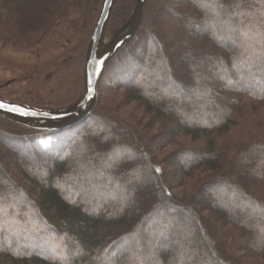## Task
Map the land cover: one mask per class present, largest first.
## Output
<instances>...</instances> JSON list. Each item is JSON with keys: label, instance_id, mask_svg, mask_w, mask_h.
Returning <instances> with one entry per match:
<instances>
[{"label": "trees", "instance_id": "trees-1", "mask_svg": "<svg viewBox=\"0 0 264 264\" xmlns=\"http://www.w3.org/2000/svg\"><path fill=\"white\" fill-rule=\"evenodd\" d=\"M100 1L70 0L78 18L65 16L69 2L48 34L86 28ZM133 1H117L108 31ZM198 4L149 0L105 71L124 102L143 107V123L96 110L69 129L39 131L0 117V264L264 257V0ZM16 16L0 5L3 47L18 44ZM58 84L70 89L65 76ZM43 94L73 98L51 86ZM165 146L174 148L158 158Z\"/></svg>", "mask_w": 264, "mask_h": 264}, {"label": "rangeland", "instance_id": "rangeland-1", "mask_svg": "<svg viewBox=\"0 0 264 264\" xmlns=\"http://www.w3.org/2000/svg\"><path fill=\"white\" fill-rule=\"evenodd\" d=\"M69 2L70 0H0V5H13L15 7L17 11L16 20L18 21V26L14 33V41L18 44L16 46L7 45L5 47L0 45L1 98L36 107L50 108L61 106L52 105L45 107L44 104H47L46 102L70 104L81 95L83 90V68L86 48L81 54L79 51L80 44L86 38L85 45L87 47L90 31L98 14L101 1L98 7L92 10L95 12H90V18H88L90 22L87 24V27L81 28L78 33L73 34V29L69 28L67 32L61 34L57 32L48 34L47 29L49 25L52 21L58 19L61 13L60 11ZM65 12V16L69 18H78L79 16L78 10L71 2L68 4V9ZM63 17L60 16L59 18L61 19ZM114 30L112 32L107 30V35H111ZM44 32L45 34L43 35ZM65 51H70V53H65ZM105 71L98 82L97 90L99 98L93 113L99 110L128 120H140L141 123L146 121L148 115L144 114L143 107L139 106L137 102H124L126 97L124 88L109 80L110 76H106ZM64 76L70 89L75 87L73 95L71 94L73 90L69 92L70 89L67 87L62 89L58 84L59 78ZM106 82L109 85H106ZM50 86L60 88L64 95L69 94L68 97L73 98L65 102L66 100L64 101L63 97L60 100L58 94L53 95L52 98L44 96L43 93ZM107 129L109 136L112 128L108 127ZM172 148L174 146L160 148L157 152L158 158L168 154ZM82 152L86 153L85 150ZM173 193L179 196V194H182V188L174 190ZM52 238L50 235V240ZM50 250L55 252L53 249ZM240 261L242 264H264V257L243 254L240 257Z\"/></svg>", "mask_w": 264, "mask_h": 264}, {"label": "water", "instance_id": "water-1", "mask_svg": "<svg viewBox=\"0 0 264 264\" xmlns=\"http://www.w3.org/2000/svg\"><path fill=\"white\" fill-rule=\"evenodd\" d=\"M117 0H101L90 31L83 68V90L72 103L61 107H36L0 97V117L39 131L69 129L85 121L98 102V82L112 58L137 32L148 0H135L125 20L111 35L107 26Z\"/></svg>", "mask_w": 264, "mask_h": 264}, {"label": "snow or ice", "instance_id": "snow-or-ice-1", "mask_svg": "<svg viewBox=\"0 0 264 264\" xmlns=\"http://www.w3.org/2000/svg\"><path fill=\"white\" fill-rule=\"evenodd\" d=\"M216 2V0H211V3L214 5ZM203 4V0H200V4H198V6H201Z\"/></svg>", "mask_w": 264, "mask_h": 264}]
</instances>
